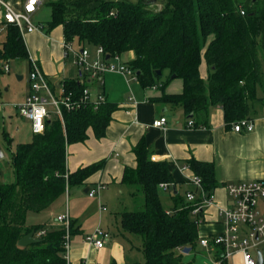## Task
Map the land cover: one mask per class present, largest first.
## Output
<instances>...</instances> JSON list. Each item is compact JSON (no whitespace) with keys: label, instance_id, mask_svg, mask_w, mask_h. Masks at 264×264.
Returning a JSON list of instances; mask_svg holds the SVG:
<instances>
[{"label":"trees","instance_id":"16d2710c","mask_svg":"<svg viewBox=\"0 0 264 264\" xmlns=\"http://www.w3.org/2000/svg\"><path fill=\"white\" fill-rule=\"evenodd\" d=\"M43 7L49 10L39 22L45 33L61 25L64 41L90 51L100 46L106 59L119 55L135 70L142 87L162 89L160 96L149 97L152 101L181 107L196 125H207L209 108L215 105L221 107L227 126L247 116L262 83L264 0H45ZM0 27V65L27 59L30 67L17 26L1 19ZM130 52L133 57L124 61L122 57ZM201 62L206 64V77ZM164 71L167 75L162 79ZM172 74L182 80L181 92H164ZM62 82L73 101L87 86L79 78ZM116 107L107 99L98 105L87 100L73 109L63 108L62 120L55 115L46 118L43 131L16 144L14 150L8 141L14 178L0 181V264L65 263L64 226L54 221L27 225L26 214L47 209L67 187L83 184L103 169L105 158L67 172L66 147L85 141L89 128L96 138L103 137ZM132 152L136 166L124 167L121 182L141 189L144 207L122 212L119 222L125 232L140 239L144 261L123 264H191L182 248L193 249L199 242L203 211L193 214L196 203L174 190V207L165 209L159 186L174 183L169 163L152 160L143 139L132 146ZM184 164L200 177L205 190L218 186L213 162L190 157ZM32 229L44 234L35 243L19 246V238ZM76 230L70 223V235Z\"/></svg>","mask_w":264,"mask_h":264},{"label":"crops","instance_id":"0c3cea01","mask_svg":"<svg viewBox=\"0 0 264 264\" xmlns=\"http://www.w3.org/2000/svg\"><path fill=\"white\" fill-rule=\"evenodd\" d=\"M44 1L42 0L36 11L32 13V17L36 18L37 23L46 19V17H41V13L44 11ZM7 2L14 9L20 10L24 0H7ZM1 19L2 11L0 10ZM23 40L29 57H33L38 61L44 73L52 81L55 82L67 77L78 78L77 68L73 63V55H65L61 25H58L49 33L39 30L25 33ZM132 57L133 53L130 52L126 56L124 55L122 59L126 61ZM200 70L202 76L206 77V64L204 62H201ZM20 76L23 78L22 75ZM86 85L92 97L101 93L108 101L115 103L117 107L111 113V121L103 137L96 138L92 129L89 128L85 141L67 145L66 170L72 172L80 166L90 164L101 158L106 159L105 165L103 169L88 177L83 184L67 187L65 193L54 203L38 213L49 215L42 222L45 223L54 221L58 214L67 210L69 222L72 223L74 228H77L75 232H81V240H78V250L75 247L69 252L71 263L101 264L102 258L107 252L111 255V264L113 262L116 264L133 262L126 260L127 256L123 245L111 234H109L104 247L100 249H96L86 242L84 236L87 232H82L83 229H80L79 224L76 225L75 220L80 218V212L83 211L80 210L81 206H79L80 200L83 199L80 198L81 193H88L92 187L97 188L98 186L100 189L105 188L103 193L105 198L109 197L115 202V221H117L116 216L120 220V214L124 211L143 209L144 195L141 189L137 185L121 182L124 167L136 166L132 146L140 139L144 140L152 160H165L169 163L174 183L166 188L159 186L160 200L162 201L166 196L171 198L172 204L169 209L174 207L173 190L180 197L185 198V193L194 188L190 182L193 172L189 167H184V161L194 157L199 161L214 163L218 186L213 190L214 203L202 212L204 221L198 226V234L200 239L202 237L210 238L224 232L226 226L219 215V210L229 205L226 184L244 180L264 179L263 84H261L262 90L256 91L255 99L251 102L247 115L253 119L254 128L252 131L240 132L232 130L231 125L227 126L224 123L222 109L218 105L209 108L207 125H196V120L190 119L193 121L192 126H190L181 107L154 102L149 98L160 96L162 89L159 87L144 88L138 80L117 72H105L102 75L101 83L95 79H87ZM181 90L182 80L178 82V78L171 79L164 88L166 93H178ZM28 91L29 88L26 90L24 97ZM160 117H165L166 122L161 126H154L153 121ZM28 124H30L29 120ZM71 188L73 189V195L69 196ZM68 199L69 202L67 203ZM98 200L99 211H105L104 202ZM64 201L65 210L61 211ZM106 220L104 230L109 233L114 224L111 217H107ZM94 227H91V229ZM97 227L101 228L98 225ZM116 234L120 236L122 242L128 244L129 251L140 250L141 241L137 236L125 232L117 226ZM195 250L201 254L199 262L198 259L194 262L195 254L194 256L192 254ZM261 251L262 264H264V248L262 246ZM211 258H213V254L200 245L198 241L194 248L184 255L185 261H190L191 264H196V262L204 264ZM224 264H242L241 254L235 253L225 260Z\"/></svg>","mask_w":264,"mask_h":264},{"label":"built area","instance_id":"2783aa9c","mask_svg":"<svg viewBox=\"0 0 264 264\" xmlns=\"http://www.w3.org/2000/svg\"><path fill=\"white\" fill-rule=\"evenodd\" d=\"M42 0H24L22 9H14L7 0H0V10L2 19L6 23L17 26L22 37L25 33L35 30L43 31L41 23H33L32 13L36 11ZM243 13V11H241ZM3 27H0V33ZM65 55H73V63L78 72V78L81 82L95 79L102 82V74L105 72H117L124 76H129L137 80L135 70L123 62L119 55L115 54L108 59L104 58L102 47L98 46L94 51L88 47H78L73 42H63ZM29 91L24 99L15 103L18 113L30 121L32 133H41L44 129V120L52 115L62 120V109H73L80 103L92 100L95 105L105 101V96L101 93L95 97L91 96L89 88L83 89V94L79 100L73 101L70 94L65 92L62 79L52 81L44 73L38 61L29 57ZM2 72L9 71V60L1 62ZM153 85L150 88H157ZM6 105L0 102V107ZM166 122L165 117H160L153 121L154 126H161ZM192 121L188 124L192 126ZM234 131H252L254 121L252 118L245 116L231 123ZM184 167H188L185 165ZM194 190L187 191L185 198L188 201L196 203L192 213L204 210L214 203L213 190H205L199 176L192 174L190 177ZM168 184L162 183L160 187L166 188ZM229 205L219 210V215L225 224V231L214 235L213 237H202L199 239L200 245L204 246L213 258L204 264H223L225 260L240 253L242 264H257V250L264 245V179L244 180L238 182H229L226 184ZM99 189V186L96 190ZM94 188L88 191L89 196H94L97 192ZM198 200V201H196ZM104 209V207H103ZM55 224L64 226V248L65 263L72 264L69 259V218L67 210L58 214L54 220ZM44 234V230L34 232L35 237ZM109 233L102 228H95L91 233L84 236V240L93 245L96 249L103 248ZM263 257V256H262ZM263 263V262H262Z\"/></svg>","mask_w":264,"mask_h":264},{"label":"rangeland","instance_id":"374dc122","mask_svg":"<svg viewBox=\"0 0 264 264\" xmlns=\"http://www.w3.org/2000/svg\"><path fill=\"white\" fill-rule=\"evenodd\" d=\"M130 1H136V0H130ZM151 7H158V6H151ZM43 12L41 13V17H47L49 14V10L47 8H43ZM39 15V14H38ZM33 23H37V20L35 17H32ZM259 55L261 58V71H262V83L264 87V59L262 58V52L259 48ZM167 72H163L162 79H164L167 75ZM17 75H22L23 78L18 79ZM177 79V78H175ZM181 79L178 78V82H180ZM177 82V81H175ZM175 84V83H174ZM29 88V63L27 59H11L9 60V71L8 72H0V102H3L6 105H2L0 107V148L3 152V156L0 157V181L2 182H9L12 181L14 176L12 172V167L10 164V152L6 149V145L8 141L11 139V150L15 149L16 144L20 142H26L31 139L32 132L30 131V124H28V120L25 119L23 116H21L18 113L17 108L15 107L16 102L22 101L24 94L26 90ZM6 89V90H5ZM262 90L261 85H257L256 91ZM264 93V89L262 91ZM261 92V93H262ZM7 132L8 136L5 138L3 132ZM96 190V187H92ZM109 188V187H108ZM94 196H89L87 192H82L80 198H83L80 200L79 206L80 210H83L80 212V218L76 221V225L79 224L81 227L80 229H83L82 232H88L91 233L96 227L101 226L102 229L106 227L105 222L107 221V217H111V220L113 222L112 228L109 230V234L111 236L115 237L118 242H120L124 247V252L127 256V261H144V256L142 253V250L135 249L134 251H129L128 244L122 242L120 239V236L116 234V226L120 227L119 217L116 216L115 221V202L111 200V198L104 197L105 188H99V190H96ZM64 194V193H63ZM73 195V189L71 188L69 191V196ZM68 198V197H67ZM103 200H102V199ZM127 198V197H126ZM104 202L106 209L105 211H99V200ZM67 203L69 202L66 201ZM162 205L165 209H169L171 207V198L166 196L161 201ZM65 201L61 206V211L65 210ZM56 214V213H55ZM49 217L47 213H33L31 211L27 212L26 214V224L27 225H36L39 223L44 222ZM95 226V227H94ZM91 227H94L91 229ZM86 235V234H85ZM81 240V232H75L70 235L69 240V252L70 250H73V248L77 249L79 247V241ZM135 244V243H134ZM200 244V243H199ZM137 246V245H136ZM138 247V246H137ZM264 248V245H262ZM140 248V246H139ZM205 248V247H204ZM78 250V249H77ZM193 252L192 256L195 254V260L194 262L201 256L200 253ZM185 255V253H184ZM193 261V260H191ZM112 258L110 253L107 252V254H104L102 258L101 264H111ZM190 262V261H189ZM196 262V264H198Z\"/></svg>","mask_w":264,"mask_h":264},{"label":"water","instance_id":"95a60500","mask_svg":"<svg viewBox=\"0 0 264 264\" xmlns=\"http://www.w3.org/2000/svg\"><path fill=\"white\" fill-rule=\"evenodd\" d=\"M157 72L159 73L160 71L157 70ZM17 78L18 79H21V76L20 75H17ZM171 78H174V74L171 75ZM2 156H3V152H2V150L0 148V157H2ZM37 241H39V239L34 236V229H32L29 232H27L26 234L22 235L19 238L17 244L19 246L24 247V246H27V245H29L31 243H35ZM189 250H190V247H184V248H182V252L183 253H188ZM262 262H263V258H262L261 252H260V250H257V264H262Z\"/></svg>","mask_w":264,"mask_h":264}]
</instances>
